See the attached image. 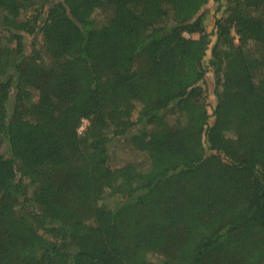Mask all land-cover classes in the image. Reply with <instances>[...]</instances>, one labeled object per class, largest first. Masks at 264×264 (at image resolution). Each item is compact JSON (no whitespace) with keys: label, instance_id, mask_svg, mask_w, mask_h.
<instances>
[{"label":"trees","instance_id":"obj_1","mask_svg":"<svg viewBox=\"0 0 264 264\" xmlns=\"http://www.w3.org/2000/svg\"><path fill=\"white\" fill-rule=\"evenodd\" d=\"M209 1L0 0V264H264V0Z\"/></svg>","mask_w":264,"mask_h":264},{"label":"rangeland","instance_id":"obj_2","mask_svg":"<svg viewBox=\"0 0 264 264\" xmlns=\"http://www.w3.org/2000/svg\"><path fill=\"white\" fill-rule=\"evenodd\" d=\"M226 4V0H210L208 5L203 9V13L205 14L206 17V22H205V27H206V32L210 34V39L212 40L211 47L214 45L216 41V36L214 35L215 32V23L217 19H219L224 11V5ZM187 37H193V38H198L199 35H193L190 36L189 34H186ZM41 41V36L37 39V41H34V43H38ZM37 44V45H38ZM32 45H33V38L28 37L27 38V46H28V52H31L32 50ZM211 57V49L209 50L207 61H209ZM204 88L206 89V93L208 96V100L210 102V106L213 107L216 104L217 98L215 95L216 92V78L214 75L213 70H210L209 73L207 74L206 81L205 83H202ZM126 150V149H125ZM118 157L115 160L116 164L115 166H118L125 161H127L132 154L126 151H121L118 150ZM133 158H138L135 156L133 153Z\"/></svg>","mask_w":264,"mask_h":264},{"label":"built area","instance_id":"obj_3","mask_svg":"<svg viewBox=\"0 0 264 264\" xmlns=\"http://www.w3.org/2000/svg\"><path fill=\"white\" fill-rule=\"evenodd\" d=\"M85 123H86V121H85ZM84 127H85V126H83V127L80 129V132H82V131H83Z\"/></svg>","mask_w":264,"mask_h":264}]
</instances>
